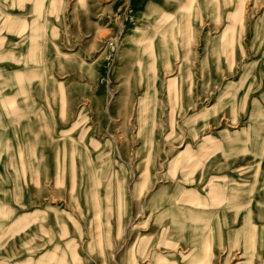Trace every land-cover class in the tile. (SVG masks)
I'll return each mask as SVG.
<instances>
[{"label":"rangeland","instance_id":"obj_1","mask_svg":"<svg viewBox=\"0 0 264 264\" xmlns=\"http://www.w3.org/2000/svg\"><path fill=\"white\" fill-rule=\"evenodd\" d=\"M0 264H264V0H0Z\"/></svg>","mask_w":264,"mask_h":264},{"label":"bare ground","instance_id":"obj_2","mask_svg":"<svg viewBox=\"0 0 264 264\" xmlns=\"http://www.w3.org/2000/svg\"><path fill=\"white\" fill-rule=\"evenodd\" d=\"M159 194H160V192L156 195V198L159 197ZM180 211H181V212H180V214H181V213H182L183 211H185V210L182 209V210H180ZM222 211H223V210H222ZM189 213H191V217H195V216H196V215L194 216L192 212H189ZM201 215H203V214H201ZM189 216H190V215H189ZM204 216H205V215H204ZM201 217H202V216H201ZM209 217H210V216H209ZM214 217H215V216H214ZM214 217H213V218H214ZM207 218H208V217H207ZM198 219H202V218H198ZM211 220H212V219H211ZM253 225H254V224H253ZM207 228H208V226H205L204 229L207 230ZM205 230H204V231H205ZM210 231H211V229H210ZM210 231H209V232H210ZM214 231H215V229H214ZM246 231L249 232V236L247 237V239H248V243L251 244L252 241H253V238H254V235H255L254 233H255V232H252V231H254V227H253L251 224H249V223H248V225L246 224V226L242 229L241 232H237V233H235L233 238L235 239L236 237L242 235V233H243V232L245 233ZM213 233H214V232H213ZM215 233H216V232H215ZM206 234H207V233H206ZM214 235H215V234H214ZM210 236H211V234H210ZM203 237H205V236H203ZM208 237H209V236H208ZM213 237H214V236H213ZM215 237H216V236H215ZM205 238H206V237H205ZM210 238H211V237H210ZM245 239H246V238H245ZM235 241H236V240H235ZM235 241H234V242H235ZM237 242H238V241H237ZM208 243H209V242H208ZM208 245H210V244H208ZM247 248H248V245H247ZM250 248H251V247H250ZM248 249H249V248H248ZM209 250H210V248H209ZM204 258H205V257H204ZM205 259H206V258H205ZM202 262H203V261H202Z\"/></svg>","mask_w":264,"mask_h":264},{"label":"built area","instance_id":"obj_3","mask_svg":"<svg viewBox=\"0 0 264 264\" xmlns=\"http://www.w3.org/2000/svg\"><path fill=\"white\" fill-rule=\"evenodd\" d=\"M128 11H129V9L127 10V12ZM107 44H108V48H109L108 58L112 59L114 56V53L118 49L119 43H117V40H110L107 42Z\"/></svg>","mask_w":264,"mask_h":264}]
</instances>
